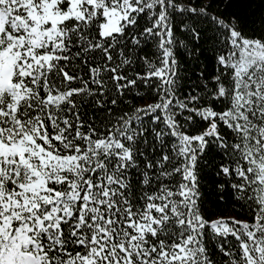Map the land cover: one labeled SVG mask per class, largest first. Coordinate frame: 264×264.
Listing matches in <instances>:
<instances>
[{"label":"snow or ice","instance_id":"6c2138e0","mask_svg":"<svg viewBox=\"0 0 264 264\" xmlns=\"http://www.w3.org/2000/svg\"><path fill=\"white\" fill-rule=\"evenodd\" d=\"M0 264H264V0H0Z\"/></svg>","mask_w":264,"mask_h":264}]
</instances>
